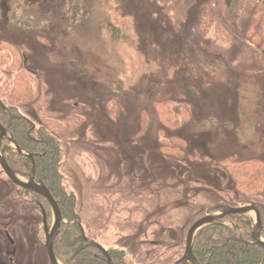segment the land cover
I'll use <instances>...</instances> for the list:
<instances>
[{"label":"rangeland","instance_id":"1","mask_svg":"<svg viewBox=\"0 0 264 264\" xmlns=\"http://www.w3.org/2000/svg\"><path fill=\"white\" fill-rule=\"evenodd\" d=\"M22 71L5 99L58 133L66 220L127 263L175 264L196 219L264 203V45L215 0H0L9 90ZM13 191L1 174L0 264H50L38 196Z\"/></svg>","mask_w":264,"mask_h":264},{"label":"trees","instance_id":"2","mask_svg":"<svg viewBox=\"0 0 264 264\" xmlns=\"http://www.w3.org/2000/svg\"><path fill=\"white\" fill-rule=\"evenodd\" d=\"M215 2L231 30L238 32L242 29L243 35L250 43L256 47L264 45V0H215ZM204 16V14L201 15V22L206 20L207 17ZM6 55L4 52L1 57ZM26 69L30 71L27 67ZM24 71L15 78L16 82L11 90L0 77V121L12 133L19 146L34 155L36 180L45 184L52 193L63 217L73 219L76 217V213L71 209L70 204L74 205L75 196L69 194L67 197L58 168L62 154L58 133L50 130L48 123L47 125L41 123V126L37 127L34 122L20 112L18 105L9 104L5 99L7 92L11 93L14 98L28 96L30 88L27 76L22 74ZM186 122V119H182L176 125ZM8 145L9 142L6 141L2 146L7 163L17 173L27 177L33 166L32 160L18 155ZM15 188L18 194L16 191L13 192L17 197L32 196V201H34L35 193L16 186ZM34 203L36 202L34 201ZM41 203L45 207L47 220H49L50 212L47 209L49 205L45 200L44 203ZM262 220V236L264 238V210L262 211ZM14 223L17 224V221ZM253 223L254 219L250 216L232 215L202 228L193 241L195 256L201 264H264V248L256 244L252 238ZM8 232L11 233L10 229ZM54 249L63 264H109L106 255L82 237L80 226L75 223L62 227L54 241ZM107 252L113 264H128L123 251L111 249ZM177 264L187 263L179 262Z\"/></svg>","mask_w":264,"mask_h":264},{"label":"water","instance_id":"3","mask_svg":"<svg viewBox=\"0 0 264 264\" xmlns=\"http://www.w3.org/2000/svg\"><path fill=\"white\" fill-rule=\"evenodd\" d=\"M24 63H27V58L25 57ZM7 140L10 142V148L13 149L17 154L29 157L32 160L33 166L30 172V175L27 179L18 175L7 163L5 156L1 151V147L3 142ZM0 167L2 172H5L9 179L12 181L13 184L17 185L18 187L36 193L38 195L43 196L48 201L52 214L53 220L52 224L49 227L47 224L46 218V211L43 206H40L41 213L43 215V223L45 225V247L47 250V255L50 264H63L61 260L57 257L54 249V241L61 231L63 225L73 223V221H67L63 218L62 212L60 207L53 197L52 193L46 187L45 184L39 183L36 180V162L35 158L32 153L22 149L15 138L13 137L12 133L3 126L0 121ZM229 215H246L251 216L254 219L253 227H252V238L253 241L262 246L264 248V238L262 236L263 230V220H262V213L261 207L256 203H250L246 205L240 206H232V205H223V209L218 212H213L206 214L195 222L192 223L190 226L187 236H186V243H185V250L184 254L181 257V261H185L187 264H201L199 259L195 256L193 252V241L196 234L204 227L210 225L213 222H217L220 219H223ZM9 237L10 241L13 243V240L9 233H6ZM99 246V245H98ZM105 253L106 257L109 259L110 263L112 261L109 257V254L105 248L99 246Z\"/></svg>","mask_w":264,"mask_h":264},{"label":"flooded vegetation","instance_id":"4","mask_svg":"<svg viewBox=\"0 0 264 264\" xmlns=\"http://www.w3.org/2000/svg\"><path fill=\"white\" fill-rule=\"evenodd\" d=\"M2 123V122H1ZM6 128V127H5ZM6 141L7 140H5L4 142H3V144L4 143H6ZM9 142V141H8ZM3 144H2V146H3ZM9 147H10V142H9V145H8ZM13 150V149H12ZM1 151H2V147H1ZM14 151V150H13ZM2 153H3V151H2ZM4 155V154H3ZM19 155V154H18ZM34 156V155H33ZM29 158V157H28ZM13 169V168H12ZM15 171V170H14ZM16 172V171H15ZM17 173V172H16ZM3 175L4 176V179L5 180H8L12 185H14V186H16V187H18L17 185H15V184H13L12 183V181L9 179V177L6 175V173L5 172H2V169H1V167H0V175ZM18 175H20L19 173H17ZM30 175V174H29ZM29 175L27 176V177H25V176H22V175H20L21 177H23V178H25V179H27L28 177H29ZM36 175V174H35ZM40 183V182H39ZM20 188V187H19ZM20 189H22V188H20ZM24 190V189H23ZM30 192V191H29ZM33 193V192H32ZM36 194V193H35ZM38 197L35 199V204L37 205V207H39V209H40V206H43L42 205V203H41V201L38 199L39 198V196H40V198H42V199H44L45 201H47L46 200V198H44L43 196H41V195H38V194H36ZM36 195L34 196V197H36ZM47 203H48V201H47ZM256 204H258L260 207H261V213H262V211L264 210V203H257L256 202ZM48 205H49V203H48ZM223 205H226V204H223ZM223 205H220V210L219 211H221L222 209H223ZM228 205V204H227ZM50 206V205H49ZM232 206H238V205H232ZM44 207V206H43ZM44 209H45V207H44ZM40 212H41V209H40ZM41 218H42V226H43V231H44V234H45V230H44V228H45V225H44V223H43V215H42V213H41ZM229 216H232V215H229ZM229 216H227V217H229ZM46 218H47V213H46ZM64 218V217H63ZM226 218V217H225ZM65 219V218H64ZM199 219V218H198ZM66 220V219H65ZM197 220V219H196ZM195 220V221H196ZM194 221V222H195ZM73 223H75V224H78L79 226H80V230H81V233H82V237L87 241V242H89V243H92V244H94L100 251H102L103 253H104V251L99 247V246H102L100 243H98V242H96V241H94V240H91V239H88L87 237H86V235H85V230H84V228H83V226H82V224H81V222L80 221H73ZM47 224H48V226L50 227L51 226V224L49 225V222H48V220H47ZM70 224V223H69ZM192 225V224H191ZM63 226H65V225H63ZM190 228V227H189ZM62 229V228H61ZM189 230V229H188ZM5 233H9L8 231H6ZM188 233V232H187ZM10 234V233H9ZM7 235V234H6ZM8 237V236H7ZM9 238V237H8ZM9 241H10V239H9ZM11 242V241H10ZM11 244H12V242H11ZM99 245V246H98ZM103 247V246H102ZM103 248H105V247H103ZM105 250H107V249H105ZM184 250H185V248H184ZM105 254V253H104ZM183 254H184V251H183V253H182V255L180 256V258L176 261V263L175 264H177V263H179V262H185V261H181L180 259H181V257L183 256ZM108 261H109V259H108ZM186 263V262H185ZM109 264H111L110 263V261H109ZM112 264H113V262H112ZM128 264H131V263H128Z\"/></svg>","mask_w":264,"mask_h":264}]
</instances>
